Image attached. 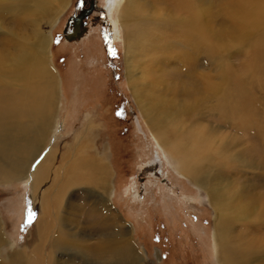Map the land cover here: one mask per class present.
<instances>
[{"label":"rangeland","instance_id":"374dc122","mask_svg":"<svg viewBox=\"0 0 264 264\" xmlns=\"http://www.w3.org/2000/svg\"><path fill=\"white\" fill-rule=\"evenodd\" d=\"M67 1L62 11H56L53 3L39 15V27L51 39L49 61L59 78L60 92L47 144L64 153L66 145L72 147L76 138L83 137L89 143L88 154L96 155L106 164L109 177L106 188L103 184L78 185L66 192L62 211L68 225L64 222L63 226L74 227L69 233H77L86 245H94L106 237L118 239L125 227L124 237L130 239L139 252L137 255H141L139 264H220L212 239L215 214L219 211L203 187L179 174L167 151L156 142L145 113L132 95L126 78L125 32L116 20L122 0H116L108 11L105 0H81L79 12L76 11L79 0ZM203 1L210 50L205 55L200 53L201 58L195 53L193 70L200 65L207 68L208 83L222 82L223 97L215 103L216 96L204 90L195 93L197 99L196 96L189 99V94H176L167 88L164 84L172 82L173 70L186 67L171 59L165 62L160 77L147 73L151 83L164 87L165 91L150 88L146 90L145 101L150 109L162 94L177 106L186 103L191 108L197 105L194 101L201 102L195 111H184L176 116L177 120L167 122V135L172 142H189L188 135L198 134L197 129L210 143L207 159L200 164L201 175L209 179L210 187L216 184L221 192L224 186L225 190L238 194L237 202L248 208L231 224L230 237L242 247L254 242L252 248L259 251L247 263L264 264V25L254 28L249 24L251 6L259 1L258 5L264 8V0H249L248 5L240 4L241 8L235 7L239 0ZM147 3L164 12L173 1ZM86 9L89 12L81 15L82 32L66 38L67 19ZM11 33L32 36L30 28L10 15L5 17L0 10V57L16 53ZM171 44V53L176 55L179 50L173 47L175 42ZM219 56L224 61L221 71L216 59ZM145 69L148 71L149 67ZM161 80L166 83L159 84ZM193 144L191 137L185 151ZM56 164L61 165V160L57 159ZM225 190L221 193L223 197ZM102 196L109 200L112 222L103 220V209L93 201V197L99 201ZM39 204L32 198L31 183L17 179L0 182L2 264H23L14 256L18 251L26 260L30 259L27 264L33 263L34 251L41 257L51 252V239L40 238L37 222L48 218ZM231 207L235 213V205ZM99 254H88L77 245L55 251L50 264L113 263L106 262L103 253Z\"/></svg>","mask_w":264,"mask_h":264},{"label":"bare ground","instance_id":"6f19581e","mask_svg":"<svg viewBox=\"0 0 264 264\" xmlns=\"http://www.w3.org/2000/svg\"><path fill=\"white\" fill-rule=\"evenodd\" d=\"M147 1L122 0L118 4L116 14V20L125 32L126 78L132 95L139 109L145 113L146 122L151 128L150 131H152L156 142L163 150L167 151L179 174L187 176L189 180L203 187L210 195V202L216 211H219L215 214L216 221L212 238L219 263L248 264L250 256L257 253L259 248H252V244L255 245L254 242L249 243L246 247L236 245L230 237L231 224L240 215H244L248 208L241 206L238 203L240 201L237 202L238 194L234 191L235 194H232L230 192L232 190H225L223 186L222 192L226 191L223 197L217 185L212 186L213 188L210 187L209 179L201 175L203 167L201 169L200 164L207 159L206 153L210 150V143H206L203 135L199 133L200 131L194 129L198 134L188 135L189 142L192 137L194 144L189 146L188 151H185V145H188L189 142L184 140L180 143L172 142L170 136L167 135L165 128L167 122L171 123L172 120H177L176 116L179 117L184 111H195L196 108H200L201 102L193 100L197 103V107L193 105L190 108L186 103L177 106L174 105L173 100L162 94L159 97L162 99L158 100L157 97L156 100L159 102L150 109L145 101L146 90L149 91L154 87L165 91L164 87L154 86L147 73L159 75L165 62L171 59L184 64V66L186 64V67L173 70L170 76L171 83L164 84L166 82L161 80L158 81L159 84L173 89L176 94H189L187 96L189 99L193 96H196L194 99H197L199 96L195 93L204 90L210 91L216 96L215 103L223 97L222 82L210 85L207 81V68L200 65L196 67V70H193L192 62H196L195 53L198 52L200 57V53L205 55L210 50L207 47L204 1L172 0L173 4H168V9H164V12L156 10L152 3H149V6ZM67 2V0H0L1 13L5 17L10 15L13 19L26 25L31 29L32 35L25 33L24 37H20L11 33L9 36H12L11 38L15 42L12 48L17 45L16 53L0 57V182L17 179L31 183L32 198L37 199L43 214H46L48 218V220H38L37 224L40 238L45 240L49 237L51 239V252L46 257H41L34 251L32 253L35 257L33 263L42 264L43 262L45 264L47 262L46 264H50L55 251L79 245L81 251H86L88 254L103 253V259L109 263L113 262L112 264L116 261L139 264L138 258L141 259V255H137L139 252L135 250L130 239L124 237L123 233H127L125 227L120 230L118 239L114 237L109 240L110 237H106L94 245H86L77 233H69L70 230H74V227L68 229L67 226H63L64 222L68 225L67 218L62 211L66 192L78 185L94 184L92 187H95V185L103 184L106 188L107 177H109V169L105 166L106 164L104 165L96 155L94 158L88 154L89 143L83 137L76 138L72 147L66 145L64 153H60L58 148L47 144V139L53 131V122L58 110V103H60L58 102L60 92L59 78L49 61L51 39L47 37V33L45 34L40 29L39 15H43L49 5L51 6L53 3H56V11L57 9L62 11ZM115 2L116 0H107L110 9L115 5ZM260 3L259 1L254 2L250 9L249 24L254 28H261L264 25V8L258 5ZM236 4L235 7H240V4L248 5L249 0H239ZM5 38L8 39V37ZM171 42H175L173 47L179 50L176 55L171 53ZM216 59L220 62L218 70L221 71L224 61L220 56ZM142 66H144L143 70ZM147 66L149 67L148 71L145 69ZM177 77L178 80H176ZM229 87L228 89H230ZM225 92L229 91L225 90ZM234 101L232 100V102ZM43 151L45 152L44 156L39 158ZM57 159L61 160V165L56 164ZM87 191L92 192V189H87ZM94 200L96 206L99 205L104 211L103 220L106 223L112 222L108 198L102 196L98 201L93 197ZM233 205H235L233 207L235 213L230 210ZM2 239L0 231V246ZM99 255L101 256V254ZM14 256L23 264H27L30 260L22 257L19 251L15 252ZM0 264L2 263L0 262Z\"/></svg>","mask_w":264,"mask_h":264},{"label":"water","instance_id":"95a60500","mask_svg":"<svg viewBox=\"0 0 264 264\" xmlns=\"http://www.w3.org/2000/svg\"><path fill=\"white\" fill-rule=\"evenodd\" d=\"M81 3V0H79L76 5V11L78 12L80 11ZM82 14L83 12H81V14L79 13L78 17H76V14H73L67 19L66 29L64 31L66 38L76 37L82 32V26L84 24L83 20L81 19Z\"/></svg>","mask_w":264,"mask_h":264},{"label":"flooded vegetation","instance_id":"af4514ba","mask_svg":"<svg viewBox=\"0 0 264 264\" xmlns=\"http://www.w3.org/2000/svg\"><path fill=\"white\" fill-rule=\"evenodd\" d=\"M81 2H82V1H81ZM105 3H106V11L111 10L110 7H109L110 4H109V3L107 4V0H105ZM107 7H109V8L107 9ZM100 9H101V8H100ZM102 10H103V9H102ZM88 12H89V10L86 9V11L84 10L83 14L86 15ZM76 17H78V14H76ZM64 36H65V33H64ZM76 37H77V36H76Z\"/></svg>","mask_w":264,"mask_h":264},{"label":"snow or ice","instance_id":"6c2138e0","mask_svg":"<svg viewBox=\"0 0 264 264\" xmlns=\"http://www.w3.org/2000/svg\"><path fill=\"white\" fill-rule=\"evenodd\" d=\"M31 220H32V214L29 213V215H28V222H31Z\"/></svg>","mask_w":264,"mask_h":264}]
</instances>
